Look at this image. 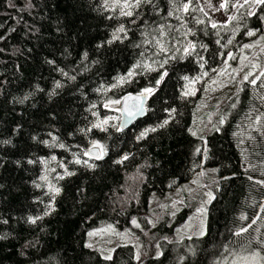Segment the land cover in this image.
Listing matches in <instances>:
<instances>
[{
  "label": "trees",
  "instance_id": "obj_1",
  "mask_svg": "<svg viewBox=\"0 0 264 264\" xmlns=\"http://www.w3.org/2000/svg\"><path fill=\"white\" fill-rule=\"evenodd\" d=\"M130 2L124 15L106 0H0V264H228L254 251L264 262V70L210 108L220 122L204 139L190 132L204 84L187 89L264 29V5L212 23L198 0ZM145 89L143 119L124 130L102 122L118 117L113 101ZM94 144L98 159L86 154ZM203 164L219 179L202 236L162 241L141 263L129 244L110 259L86 245L91 230L128 227L151 193ZM183 202L158 231L198 205Z\"/></svg>",
  "mask_w": 264,
  "mask_h": 264
},
{
  "label": "rangeland",
  "instance_id": "obj_2",
  "mask_svg": "<svg viewBox=\"0 0 264 264\" xmlns=\"http://www.w3.org/2000/svg\"><path fill=\"white\" fill-rule=\"evenodd\" d=\"M198 2L200 9L212 23H226L236 9L246 3L245 0H198ZM106 3L110 6L118 4L123 12H128L131 4L130 0H106ZM222 3L226 4V7L221 8ZM247 4L248 13H254L258 3H255V0H247ZM251 33L247 40L236 46V51L228 50L225 53L220 66L188 81L187 89L194 93L198 83L204 84L200 93L201 98L196 102L193 112L190 132L194 137L204 139L205 135L215 129L220 122L214 113L209 112L210 108L218 106L226 94L235 92L241 82L264 70V29ZM133 71L134 69L126 76H120L118 81H124ZM245 76L248 78L245 79ZM116 101L119 100L113 101L111 108L119 111V103ZM212 115L214 116L212 122L206 119ZM118 119L119 115L110 116L102 122L110 120L116 122ZM93 146L99 147L95 144ZM203 156H206V149L203 151ZM218 179L217 167L203 164L199 170L193 172L189 181L179 187L170 189L164 194L151 193L148 212L141 218L133 217L128 227L119 228L111 223H102L97 229L91 230L86 245L97 249L102 257L108 259L112 257L113 250L117 246L129 244L134 247L135 261L141 263L149 257H157L161 254L162 241H180L183 238L202 236L206 230L207 207L214 197ZM185 198L198 203L196 210L173 232L158 231L156 228L158 220L170 219L182 207ZM254 253L258 255L253 256ZM228 264H264V262L261 253L254 251L236 254Z\"/></svg>",
  "mask_w": 264,
  "mask_h": 264
},
{
  "label": "water",
  "instance_id": "obj_3",
  "mask_svg": "<svg viewBox=\"0 0 264 264\" xmlns=\"http://www.w3.org/2000/svg\"><path fill=\"white\" fill-rule=\"evenodd\" d=\"M148 94L131 92L125 94L119 102L118 126L124 130L129 128L135 121L143 119L147 113ZM88 157L98 159L101 156V150L97 146L89 147L86 151Z\"/></svg>",
  "mask_w": 264,
  "mask_h": 264
},
{
  "label": "snow or ice",
  "instance_id": "obj_4",
  "mask_svg": "<svg viewBox=\"0 0 264 264\" xmlns=\"http://www.w3.org/2000/svg\"><path fill=\"white\" fill-rule=\"evenodd\" d=\"M245 2L247 3V0H245ZM255 3H258V4H262V5H264V0H255ZM188 7H189V5L188 4H184V6H183V10L184 11H187L188 10ZM220 7L221 8H224V7H226V4H224V3H222L221 5H220ZM122 14H124V15H131V12H127V13H122ZM252 13H250V15H251ZM169 15H171V13H169ZM213 27H216V25L215 24H213L212 25ZM120 31H124V29L123 28H121L120 29ZM249 35H252V33L250 32V33H248ZM115 38V37H114ZM247 47V46H246ZM133 73H129V76H131ZM167 73H164V75H166ZM262 75H264V73H262ZM248 77L247 76H245V79H247ZM163 79V75L161 76V78H160V80H162ZM160 80H158L157 81V84H159L160 83ZM252 83H255V81H252ZM152 91H154L153 89H145L144 90V93H141V96H143L145 93H151ZM116 103H119V101H116ZM223 122V121H222ZM105 123H106V121H105ZM165 124L167 123V121H165L164 122ZM96 127H99V125H96ZM61 147H63V145H61ZM97 158H100V157H97ZM77 162H79V161H77ZM69 175H71V173H69ZM56 191H59L58 189L56 190ZM133 223H135V221H133ZM241 231H245V229H242ZM201 234H203V233H201ZM237 235H239V233H237ZM255 255H258V254H253V256H255ZM111 257H108V259H110Z\"/></svg>",
  "mask_w": 264,
  "mask_h": 264
}]
</instances>
